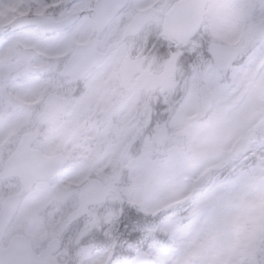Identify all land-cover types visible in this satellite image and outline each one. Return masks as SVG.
I'll use <instances>...</instances> for the list:
<instances>
[{
	"label": "rangeland",
	"instance_id": "374dc122",
	"mask_svg": "<svg viewBox=\"0 0 264 264\" xmlns=\"http://www.w3.org/2000/svg\"><path fill=\"white\" fill-rule=\"evenodd\" d=\"M20 1L26 2L0 0V20H7L10 16L9 8L20 5ZM151 1L132 0L128 8L113 22L107 32L108 36L119 35L123 22L136 9ZM168 1L160 0L157 6L162 9ZM242 1L213 0L207 11L205 26L208 30H226L228 35H234L238 25L242 24V20L238 18L241 6L245 7L246 15L241 14L242 17L246 22L251 21V8ZM86 4L87 0H77L75 6L84 8L87 7ZM260 12L264 14V3ZM87 18H83L70 31L68 38L58 37L57 43H45L47 49H61L78 31L84 38L91 28V22ZM158 23L157 15L145 30L151 31ZM209 35L212 39H219L211 33ZM142 36L140 34L138 38H134L131 45L138 43V39L142 40ZM29 41L33 45L38 44L34 35ZM151 44L158 45L163 54H171V44L158 41ZM122 55V49L115 50L112 60H108L97 70L93 77L98 84L101 82V75L109 70L110 63L118 64ZM258 61L259 57L253 53L246 70L248 73H258L255 77L257 82L264 80V64L259 66L261 69H257ZM167 62H170L168 57L165 59V63ZM244 66L245 64L235 67L231 72L236 86L246 82L245 79L238 81V74L242 73ZM9 86L15 93L26 92V97L35 92L31 87L26 91L27 87L23 84L21 87L14 84ZM236 93L237 87L230 90V86H224L220 91L223 99L219 104L217 93L213 95L217 113L212 124L220 130L219 140L215 141L211 135L205 134L206 130L196 140L192 138L194 131L188 130L187 138L181 140L182 145L176 151L171 146L172 141L161 144L145 141L143 152L135 158L128 155L122 158V142L115 143L113 148L101 146L110 125L105 124L98 133L93 121L80 118L90 114L84 113L90 98L81 101L73 113L63 120L53 121L44 132V149L51 153L62 152L69 156L70 163L54 184L40 187L32 194L23 213L31 218L32 226L29 229L43 242L46 236L43 224H49V233L62 232L66 242L76 244L75 252L62 258L63 264H234L240 257L238 249L243 247L250 235L244 225L247 222L257 223L259 219L264 221V143L257 141L253 144V155L250 158H255V163H250L248 159L241 166L243 161H240V166L225 172L222 179L209 176L202 168L227 164L225 151L229 143L241 128L243 130L256 123L264 111V92L260 87L250 85L242 102L234 108L232 101ZM12 114L11 122L25 119L22 111ZM212 124L209 125L210 130L214 128ZM7 126L9 122L5 120L0 132ZM131 130L128 128L126 133ZM159 131L163 133L165 130ZM193 139L196 141H192ZM181 150L183 154L179 153ZM193 150L199 155L188 156V152ZM92 166L98 177L114 193L119 194L117 201L112 199L111 193L109 203L103 208L89 214L82 223L69 226L67 215L75 207L80 182ZM125 173L129 175L130 183L120 187L117 180ZM211 177L214 178L206 185V179ZM202 185L204 188L200 194L189 197L191 188ZM121 200L137 206V210L148 218L135 222L133 215H129L130 212L121 217L124 211L118 206ZM47 206H50V210L45 218L44 208ZM155 212L158 214L152 217Z\"/></svg>",
	"mask_w": 264,
	"mask_h": 264
},
{
	"label": "flooded vegetation",
	"instance_id": "af4514ba",
	"mask_svg": "<svg viewBox=\"0 0 264 264\" xmlns=\"http://www.w3.org/2000/svg\"><path fill=\"white\" fill-rule=\"evenodd\" d=\"M42 1L43 4L41 5L38 2H34L32 6L29 5L28 7L22 5L21 14H41L56 18L78 9H73L76 0ZM81 11L87 15L89 7L81 8ZM249 31L253 34L251 27ZM63 32H54L48 35ZM209 33L219 39L210 38ZM241 34L242 31L239 30L236 33L234 43H230L224 38V32L208 30L205 22H203L200 29L190 39L169 42L172 47L170 62L164 63L163 68H161L163 51H153L154 54H157V61L151 56L146 63L151 69L160 70L159 72L149 73V68H144L145 65H143L144 57L128 64L126 72H121L120 67H118L112 71L108 82L110 93L107 107L113 112H117V122H122L125 112L128 111L129 117L125 123H135V127L144 130L173 129L176 134H179L183 132L182 129L206 127L211 118L214 101L212 91L217 90L222 85L221 77L224 75V73L219 72L218 78L212 80L206 73L211 65L214 67L213 54L215 51L210 50V44L213 42L229 44L240 50L241 41L239 37ZM253 42L255 43V39ZM73 46L74 41H71L67 51L60 59L51 58L41 68L32 67V70H39L43 76L42 89L37 96V101L33 102L31 106L33 114L39 113L43 109L45 97L52 92L58 94L61 100L68 99L70 108L82 98L88 75L73 80L61 75V68ZM101 50L105 49L102 48ZM22 51L20 46L5 45L1 47V64L16 62L18 59L20 65L25 66L22 60ZM8 54H12V56L8 57ZM83 68L79 67L74 72L81 74ZM189 104L192 105V111L187 113L185 109ZM23 106L24 103L19 108ZM94 107H100V104H95ZM165 135H168V132ZM148 137L153 139V134L150 133ZM13 139L17 140L18 134L14 135ZM9 148L10 146L2 148L1 153H6ZM6 158L7 156L0 158V172L4 168ZM19 185V179L15 176L0 178V202L8 194L18 191Z\"/></svg>",
	"mask_w": 264,
	"mask_h": 264
},
{
	"label": "water",
	"instance_id": "95a60500",
	"mask_svg": "<svg viewBox=\"0 0 264 264\" xmlns=\"http://www.w3.org/2000/svg\"><path fill=\"white\" fill-rule=\"evenodd\" d=\"M126 1L127 0H109L108 6L105 9L106 14L99 17L97 12H101L100 7L105 4L106 0H98L95 5L96 12L93 14V17L99 27H104L108 20L115 15V13L126 3ZM205 2L206 0H180L179 2L174 3V5L164 14L161 34L169 39L177 37L181 38L192 34L196 29L195 27L197 26V23L200 21L201 15L203 14ZM149 17L150 16H147V13L136 15L134 20L130 23L128 29L136 32L148 19H150ZM20 175L28 178V176H25L24 174L20 173ZM89 198L91 199L83 201V205L102 201V195L98 194H93V196ZM84 211V208H79L78 210L73 211L69 218L70 221L81 217V215L84 214ZM11 213L12 211L10 208L5 207L0 213V221L8 219L11 216ZM53 250L54 249L52 247L45 250L38 257L35 264H55V259L49 257V252H52ZM0 256L1 258L9 257V249L1 251ZM9 259L10 262L6 264H13L14 260L12 256H10Z\"/></svg>",
	"mask_w": 264,
	"mask_h": 264
},
{
	"label": "bare ground",
	"instance_id": "6f19581e",
	"mask_svg": "<svg viewBox=\"0 0 264 264\" xmlns=\"http://www.w3.org/2000/svg\"><path fill=\"white\" fill-rule=\"evenodd\" d=\"M35 262L36 261H34V260H26V261L22 262L21 264H35Z\"/></svg>",
	"mask_w": 264,
	"mask_h": 264
},
{
	"label": "trees",
	"instance_id": "16d2710c",
	"mask_svg": "<svg viewBox=\"0 0 264 264\" xmlns=\"http://www.w3.org/2000/svg\"><path fill=\"white\" fill-rule=\"evenodd\" d=\"M264 249V248H263ZM263 252H264V250H263ZM257 260H252V259H248V258H246V261L245 262H256Z\"/></svg>",
	"mask_w": 264,
	"mask_h": 264
}]
</instances>
